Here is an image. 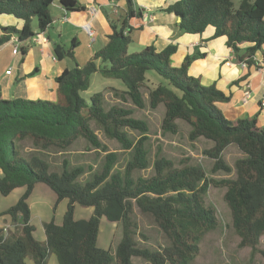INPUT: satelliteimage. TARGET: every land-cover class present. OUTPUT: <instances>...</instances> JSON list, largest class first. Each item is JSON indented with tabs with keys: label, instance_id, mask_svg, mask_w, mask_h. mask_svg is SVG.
Here are the masks:
<instances>
[{
	"label": "trees",
	"instance_id": "obj_1",
	"mask_svg": "<svg viewBox=\"0 0 264 264\" xmlns=\"http://www.w3.org/2000/svg\"><path fill=\"white\" fill-rule=\"evenodd\" d=\"M54 1L0 0V14L24 22L19 30L11 26L2 28L0 45L10 39V33L16 34L19 41L31 40L36 35L34 22L39 33L47 30L53 23L50 7ZM60 4L70 12L85 9L78 0H60ZM165 11L180 17L179 27L184 33L204 34L211 28L210 39L225 37L235 63L264 65V0H241L237 8L233 0H178ZM140 14L133 0H126L121 26L110 20L112 32L108 43L83 67L65 69L56 77L55 100H8L0 96V193L7 196L18 187L26 188L16 204L5 212L12 223L0 228V264H25L27 257L34 264H48L51 254L58 264H134V257L149 264H189L199 254L205 234L218 226L216 211L204 203L210 183L226 188L224 199L232 215V226L240 237L239 245L264 255L260 247L264 235V126L257 116L236 121L224 117L217 103L230 101L231 94L214 83L205 85L199 77L189 74L192 62L205 54L196 51L186 55L180 65H174L177 44L162 51L149 45L142 51L128 52L133 42L130 19ZM27 48L22 47L23 53ZM55 52L61 59L73 56L72 51L60 44L55 46ZM152 72L158 77V84L149 91L148 100L153 109L160 104L165 107L162 129L176 133L177 120H182L190 126L191 140L200 137L211 140L214 145L206 153L215 160L214 171L231 170L222 155L228 146L235 145L245 155L235 163V178L216 181L208 178L200 166L177 168L164 157L155 161L153 176L132 177L133 170L148 166L147 123L132 117L131 109L115 104L109 108L101 106L102 92L90 101L82 93L89 89L91 77L101 73L121 80L125 93L142 108L145 105L142 88L149 80L147 74ZM91 122L117 140L123 149L133 150L124 175L112 172L117 160L114 153L107 154L101 171L82 184L78 181L81 167L70 169L65 161L59 174L50 171L49 164L38 154L22 151L21 145L27 141L37 148L66 150L80 138L101 147ZM125 128L139 130L143 135L134 143ZM40 184L53 192L57 204L68 199L62 222L58 224L52 218L44 224V241L33 234L29 204ZM135 203L141 212L154 217L170 242L168 246L152 251L137 245ZM77 205L92 207V215L77 219ZM103 217L123 226L115 254L98 245Z\"/></svg>",
	"mask_w": 264,
	"mask_h": 264
},
{
	"label": "rangeland",
	"instance_id": "obj_2",
	"mask_svg": "<svg viewBox=\"0 0 264 264\" xmlns=\"http://www.w3.org/2000/svg\"><path fill=\"white\" fill-rule=\"evenodd\" d=\"M234 7L239 6L240 0H233ZM54 10V9H53ZM55 10L53 17L57 16ZM112 20H117L118 27L121 26V20L118 15H111ZM36 22L33 28H36ZM133 38H135L133 36ZM142 47L136 39L128 47V52L142 51ZM155 73H148V82L142 88V97L144 107H137L131 97L125 93L126 87L124 83L115 78H108L101 73H96L91 77L90 87L82 95L86 100L90 101L91 97L98 92L103 93V99L99 100V104L104 108L112 105H119L132 110L131 116L143 120L148 125V131L145 133V148L147 151L148 166L145 169H135L132 171V177L148 178L155 174V161L164 157L174 163L177 168L186 165L200 166L206 173L208 178L216 181L226 178H235V163L238 159L245 155L235 145L228 146L223 152V159L230 166L231 170L214 171L215 160L207 155L206 151L210 150L214 143L204 137L196 140L189 138L190 126L188 123L177 120L178 131L172 133L164 131L161 127L165 113V107L160 104L153 109L149 105V91L158 84V77ZM220 109V108H219ZM223 113V112H222ZM230 121H236L226 116ZM246 118V117H245ZM261 125L264 126V118H260ZM94 133L98 136L102 146L97 147L89 141L80 138L71 147L66 150H60L55 147L48 149L34 147L30 142H23L21 145L23 153L38 154L49 164L50 171L61 173L64 169V162H67L68 168L81 167L83 171L78 177V181L82 184L91 180L95 173L101 171L109 153L116 155V163L112 172H118L124 175L125 168L132 159L133 150H125L122 145L115 139L109 138L104 131L91 122ZM129 137L136 143L143 135L141 131L125 128ZM25 187L14 189L9 195L4 196L0 193V228L9 226L12 223L11 217L5 212L25 193ZM225 187L210 183L207 193L204 196L206 206L214 208L218 218V226L205 234L200 241L199 254L189 264H264V255L260 252L252 253L250 247H241L239 245L240 237L232 226V215L230 209L224 199ZM31 209V222L35 227L33 232L35 238L44 241V224L54 218L56 223L60 224L63 220L67 209L68 199H63L58 204L53 192L43 184L36 187L34 193L29 199ZM93 213L92 207H83L77 205L75 208V217L77 219H88ZM133 221L136 224L134 228V239L141 248H148L152 251L162 250L170 244L167 236L161 230L154 217L150 214L141 212L139 207L134 204ZM122 223H113L105 217L101 219L100 231L98 235V245L105 249L111 250L115 254L116 247L122 238ZM264 249V235L261 237V246ZM33 261L27 257L25 264H31ZM134 264H149L141 258H132ZM34 264V262H33ZM49 264H58L54 254L49 257Z\"/></svg>",
	"mask_w": 264,
	"mask_h": 264
},
{
	"label": "crops",
	"instance_id": "obj_3",
	"mask_svg": "<svg viewBox=\"0 0 264 264\" xmlns=\"http://www.w3.org/2000/svg\"><path fill=\"white\" fill-rule=\"evenodd\" d=\"M78 1L85 9L70 12L61 6L60 0H55L50 11L53 17L55 10L57 16L53 17L47 30L39 33L36 26L33 28L36 35L29 41H19L16 34L10 33V39L0 45V96L3 99L55 100L56 77L65 69L83 67L108 43V35L112 32L110 16L118 15L121 20L126 13V0ZM176 1L133 0L134 8L141 14L130 19L132 40L136 39L142 47L153 45L157 51L177 44L174 65H180L186 55L196 51L205 54L192 62L189 74L199 77L205 85L214 83L231 94L230 101L217 103L229 118L257 116L260 121L261 117L264 118V65L255 67L235 63L225 37L210 39L211 28L204 34L184 33L179 27L180 17L165 11ZM23 24V20L15 16L0 14V36L2 28L11 26L19 30ZM88 28L92 37L87 33ZM57 44L72 51L73 56L59 58L55 52ZM15 46L20 48L17 54L13 53ZM22 47H28L26 53ZM259 62L262 64L261 59ZM8 69H11L10 74L6 73Z\"/></svg>",
	"mask_w": 264,
	"mask_h": 264
},
{
	"label": "built area",
	"instance_id": "obj_4",
	"mask_svg": "<svg viewBox=\"0 0 264 264\" xmlns=\"http://www.w3.org/2000/svg\"><path fill=\"white\" fill-rule=\"evenodd\" d=\"M87 33H88L89 36L92 37L93 33H92V31H91L90 28L87 29ZM19 51H20V48H19L18 46H15V47L13 48V53H14V54H17ZM243 66H245V64H243ZM10 72H11V69L6 70V73H7V74H10ZM263 105H264V102H263Z\"/></svg>",
	"mask_w": 264,
	"mask_h": 264
}]
</instances>
